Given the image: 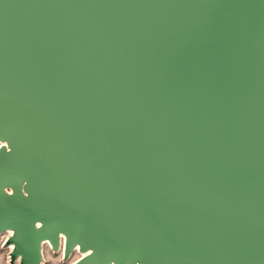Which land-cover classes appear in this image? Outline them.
<instances>
[{
    "label": "water",
    "instance_id": "1",
    "mask_svg": "<svg viewBox=\"0 0 264 264\" xmlns=\"http://www.w3.org/2000/svg\"><path fill=\"white\" fill-rule=\"evenodd\" d=\"M0 140L20 264H264V0H0Z\"/></svg>",
    "mask_w": 264,
    "mask_h": 264
},
{
    "label": "bare ground",
    "instance_id": "2",
    "mask_svg": "<svg viewBox=\"0 0 264 264\" xmlns=\"http://www.w3.org/2000/svg\"><path fill=\"white\" fill-rule=\"evenodd\" d=\"M2 147H6V143L3 140H0V149ZM28 180L25 179L23 180V184L27 183ZM3 189L4 191H6L7 193L11 194L14 193V187L12 185H8V184H3ZM22 193L26 196L30 195L29 192L25 191L24 189H21ZM42 221H40L39 219H36L35 224L37 227H40L42 225ZM3 233H7L8 234V238L13 239V241L10 243V248L13 251L16 246H17V242L14 240V236L16 235L17 231L11 227H5L4 229L0 230V236ZM67 232L66 231H62V230H58L57 231V239H58V244L57 246H54L53 243L51 242L50 238H43L40 241L39 244V252L37 254L36 257V264H41V262L39 261V258L41 256V252H42V247L43 245H51L53 248L60 246V251H63V256L64 258H66L67 256H71L73 253L77 252L78 253V257L73 261V264H81V261L87 257L88 255H90L91 253H93L95 251L94 247H89L87 249H82L81 248V243L80 241H78L77 243L74 244V246L72 247L71 250H67L66 249V243H67ZM58 251V250H57ZM19 260L22 257V251L19 255L16 256ZM87 264H99L98 261H94V262H89ZM109 264H117L116 261V254L114 253L112 256V260ZM124 264H142V260L140 257H138L134 262H131L129 260V258L126 259Z\"/></svg>",
    "mask_w": 264,
    "mask_h": 264
},
{
    "label": "rangeland",
    "instance_id": "3",
    "mask_svg": "<svg viewBox=\"0 0 264 264\" xmlns=\"http://www.w3.org/2000/svg\"><path fill=\"white\" fill-rule=\"evenodd\" d=\"M11 242L7 233L1 234L0 264H20V260L14 255V250L12 251L10 248ZM60 250V246L53 248L51 245H43L39 261L41 264H73V261L78 257V253L75 252L64 258L63 251Z\"/></svg>",
    "mask_w": 264,
    "mask_h": 264
}]
</instances>
